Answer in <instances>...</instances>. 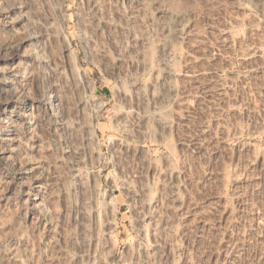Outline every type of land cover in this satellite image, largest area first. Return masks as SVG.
<instances>
[{
    "label": "rangeland",
    "instance_id": "obj_1",
    "mask_svg": "<svg viewBox=\"0 0 264 264\" xmlns=\"http://www.w3.org/2000/svg\"><path fill=\"white\" fill-rule=\"evenodd\" d=\"M0 264H264V0H0Z\"/></svg>",
    "mask_w": 264,
    "mask_h": 264
}]
</instances>
